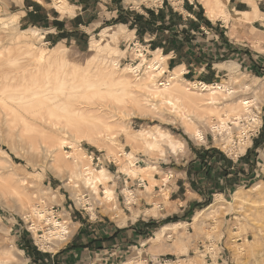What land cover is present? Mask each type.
Wrapping results in <instances>:
<instances>
[{
    "label": "rangeland",
    "instance_id": "obj_1",
    "mask_svg": "<svg viewBox=\"0 0 264 264\" xmlns=\"http://www.w3.org/2000/svg\"><path fill=\"white\" fill-rule=\"evenodd\" d=\"M67 1L73 7L74 15L60 13L53 0H43V2L0 0V18L15 19V29L12 31H17L22 36V30L31 28L36 29L37 34H40L27 36L26 39L30 41L20 44H16L14 39L3 37L0 40V56H2L0 63L5 59L3 56L9 58L14 54L19 55L16 57L20 58V63L17 62L16 65L11 66L5 61L3 65L1 64L0 71L20 67H28L31 70L32 65L45 63V60L49 58L52 62L53 48L62 45L64 52L66 51L65 58L72 65L85 67L95 56L112 57L120 65L115 75L123 74L134 80L136 76L133 72L123 71L124 68L133 66L129 63V59L124 58L130 55L135 57V49L140 48V45L137 44L135 48H131L133 45L129 46V42L133 41L132 33L134 32H130L127 26L117 21L116 0ZM133 2L119 0L118 4L124 6L128 13L135 9L142 11L144 6L159 4V1L156 3ZM173 2L178 5L182 0H173ZM32 6L34 9L41 10V14L36 15L39 18H36L33 11L29 10ZM225 7L222 11L224 16H226ZM22 11H26L27 16H22ZM50 13L59 19L52 21L53 26L63 27L70 32L60 33L58 27L44 28L43 21L49 17ZM81 19L86 22V24L83 23L85 25L83 27L79 25ZM111 27L117 31L121 30V35L115 40L111 39V46L98 47L106 43L102 41V33ZM198 41L202 43L201 38ZM133 42H137V39ZM21 51L22 53L16 54ZM151 51L148 56L146 55L147 66L153 58ZM181 68L184 67L170 70L169 79L173 70ZM164 70H168V67L165 66ZM247 73L245 70H230L226 76L219 78L218 82L233 90L235 99H255L254 106L251 105L252 112L243 116L246 118L241 120L240 128L230 123L234 126L233 129L235 128L232 130L233 139L229 138L227 131L224 135H216L210 130L211 123H220L232 116V105L216 109L213 105H206L217 111L214 114L207 113L206 106L195 111L189 109L188 113L194 120V117L200 116V120L192 122L187 117L183 118L182 113H170L168 105H157L155 109L145 102L139 104L141 106H135L137 104L131 101L124 104L117 103L115 105L121 106L112 122V132L110 131L115 139L100 138L91 141L81 132L82 139L77 147L66 144L67 146L59 147L54 152L50 151L54 145L46 149L48 142L40 134V129L20 132L18 136L11 125L3 123L1 125L3 129L0 128V155L5 160L0 159V166H12L15 179L13 186L16 188L12 189L11 182L7 181L6 186L0 187V264H47L50 254L53 255V261L55 259L54 264H106L102 260L91 263L90 258L85 255L87 251H84L81 256V244L85 245L88 240L94 239L92 236H98L103 227L126 230L133 226H138L141 237H132L129 240L128 246H131V249L128 246L121 249L123 253L120 254L122 256L119 257V264H148V262L154 264V261L156 263L161 258L170 259L169 264H210L212 262L217 264L218 260H223L221 264H264V174L256 177L258 175L256 170L259 169L257 166L252 167L251 164H247L248 170L243 172L244 178H232L227 182V186L215 192V194L224 193L225 195H212L213 191L206 188V201L193 203L184 212L170 213L163 218L159 216L172 210L165 209L160 212L158 207L161 202L170 205L168 201L170 184H168V176L162 172L163 168L183 167L182 163L189 161L190 156L193 155L192 151L201 145H211L226 153L228 157L237 158L244 153V149L245 151L248 149L258 135L255 130L261 124V116L264 113V79H258ZM243 80L249 84L248 88H245ZM176 81L177 79H171L170 85H176ZM179 83L190 87V92L198 97L207 96L208 89L202 91L195 88L197 86L195 81L188 83L180 80ZM222 94L226 95L225 92ZM64 98L74 103L85 100L83 96L68 95ZM109 101L104 100L106 103ZM110 102L112 105V100ZM236 106L240 107V113L245 114L241 105ZM165 110L166 112H162ZM2 117L0 113V122ZM155 125L171 132L181 140L182 148L173 153L164 142L155 148L146 146L145 138L139 135V131ZM195 129H200L204 141L198 138L199 136L192 135ZM67 139L70 140V138ZM254 145L255 143L253 147ZM91 153L100 157L99 163L96 160L92 162L89 157ZM57 154L62 156L66 166L62 168L52 166L54 163L50 160ZM107 159H114L115 162H109ZM152 166L157 168L154 169ZM131 169L137 173L132 172ZM71 170L77 173L86 170L94 173L95 176L107 174L109 178L98 182L96 190H93L91 187H86L81 178L73 177ZM164 183H167V187L163 186ZM193 184L195 188V183ZM107 188L111 189L113 194H107ZM28 189L32 192L31 199L27 195ZM76 193H81L80 197H77ZM157 195L161 198H156ZM203 203L206 204L203 206ZM33 206L45 209L48 214L46 211L43 213H46L49 218H58L73 231L67 235V241L58 251L54 252L48 247L52 243L43 236L44 228L48 227L46 220L39 219L37 213L32 211ZM177 209L175 207L174 211H178ZM172 223L180 224L176 227H168L167 232L156 236L163 227L170 226ZM134 239L139 240L134 241ZM72 249L74 253H70Z\"/></svg>",
    "mask_w": 264,
    "mask_h": 264
},
{
    "label": "bare ground",
    "instance_id": "obj_2",
    "mask_svg": "<svg viewBox=\"0 0 264 264\" xmlns=\"http://www.w3.org/2000/svg\"><path fill=\"white\" fill-rule=\"evenodd\" d=\"M39 1L43 2V0ZM53 1L60 13H74L73 7L68 3L67 0ZM127 1H129V3L130 1H134L136 3L144 1L145 3H156L159 1L160 3L162 0ZM201 1L205 4L209 15L213 19L223 11V7L226 6L227 2L224 0ZM242 16L249 19L248 13H244ZM15 24V19L0 18V40H2L3 37H9L16 40V44H20L24 43L25 41H30L26 39L27 36L32 37L38 35V31L36 29L29 28L22 31L20 30L21 33L25 35L21 36L19 32L12 31L15 29ZM121 33V30L117 31L112 27L104 30L102 33L103 40H101L106 43L100 44L98 47L111 46V39L114 38L113 40H115V38L121 35ZM59 46L54 47L52 50V62H50L49 58V60H45V63L40 64L38 62L39 64L32 65L31 70H29L28 67V69L25 67H20L16 69L14 68L15 70L9 69L4 72L0 71V113L3 115L1 121L2 123L0 122V128H2L1 125H3V123L6 125L9 124L12 126L13 130H15V133L17 132L16 134H18V136H20V132L25 133L40 129V134L44 136L48 142L46 149L48 150V148L54 145V147L50 149V151L53 152L57 151L59 147H63L66 144H69L70 147H77V145H79L81 142L80 140L82 139L81 132L84 133L86 138L91 141L100 138L115 139L110 131L113 127L112 122L114 118H116L119 112L118 110H120L119 106L121 105H115L117 103L124 104L128 101H131L134 104H137L135 106H141L139 104L145 102L149 103V106L151 105L155 107V109L157 108V105H168L170 108V113H182L183 118L187 117L192 122H195L197 119L200 120V116L198 115V117H194V120L193 117H190L191 114L188 113L189 109H193L195 111L206 105H213L215 109L226 105H232L231 112L233 113L231 117L228 116V119L222 120L220 123L210 124V130L215 132L216 135H224V132L227 131L229 138H232V130L235 129H233V127L235 126L240 128L241 120L246 118L243 116H246L247 113L252 112L251 105L254 106L255 104V99H235L233 95L234 91L230 90V88H226V86L222 85L221 83L208 84L206 86L208 89L206 97L196 96L190 92V87H186L179 83L180 80H185L182 75L185 68L173 70L171 79H177L176 85H159L154 79L155 74L153 71L156 68L160 73H162L165 66H167V56L162 54L160 50L151 51L153 58L151 59L150 64L147 66L146 73H149L148 76H144L143 78L136 77L134 80H132L123 74L120 76L115 75L116 70L120 68V65L119 62L112 57L108 58L95 56L88 61L85 67L75 66L65 58L66 56L64 53L66 51L64 52V48H62L63 46ZM13 51L15 52V50ZM10 53L12 54L11 51ZM20 53H22V51L16 54ZM135 53L136 56L141 55L142 57L141 63L139 65L148 61L141 48H136ZM16 56L19 55L14 54L9 58L3 56L5 59L2 58L3 61L0 63V66L1 64L3 65L5 61L11 66L16 65L17 62L20 61V58ZM47 56L50 57L49 54ZM231 69L233 68L231 67ZM123 71H130L134 73L135 68L134 66H128L124 68ZM187 82L194 83L190 81ZM242 83H244L245 88L249 87V84L245 80H243ZM223 92H225L226 95L222 94ZM220 94H222L221 97ZM68 95L80 97L83 96L85 100H78L77 103L68 102L66 101L67 99L64 98ZM104 100H112V105L110 104V101L109 103H106ZM236 105H241L244 108L245 114L240 113V107ZM146 106H148V104H146ZM208 107L207 113L214 114L217 112L215 109H212V107ZM162 112H166V110ZM231 122L234 124V126L230 125ZM189 131L191 130L189 129ZM78 135L80 137H78ZM139 135L145 138L146 146L149 148L158 147L161 142H164L168 145L170 151L174 153L183 146V142L176 138L171 132L162 130L156 125L152 128L139 131ZM192 135L199 136L198 138L200 139L203 138L200 129H195V132ZM67 138H70V140ZM2 158L3 156L0 155V159L4 161L5 159ZM50 161L54 163L52 166L55 168H62L63 166H66L62 156L59 154L52 156ZM11 167L12 166L5 165L0 166V187L6 186L5 182L7 181L11 182L12 189L16 188L13 186L15 179L13 178L14 172H12ZM152 168L155 169L157 167L152 166ZM131 171L137 173L133 169H131ZM71 175L73 177L81 178L84 181L83 183L85 186L89 188L91 187L93 190H96L98 182L109 178L107 174H104V176H95L94 173L87 172L86 170L81 171V173L71 170ZM74 187H76V185H74ZM29 190L30 189H28V191ZM106 192L107 194H113V191L109 188L106 189ZM27 195L28 198L31 199L30 195H32V192L29 191ZM80 195L81 193H76L77 197H80ZM22 200L23 199H21V201ZM32 211L37 213L40 220H46V225L48 227H43L45 230V234H43V236L45 239L50 240V243H52V245L48 247H50V249L54 252L58 251L67 241V235L71 234L73 231L61 223L59 219H55L53 217L49 218V216H47L48 212L45 209H41V207L38 209L37 207L33 206ZM44 211H46L47 214L43 213ZM179 224L180 223H172L170 226L168 225L163 227L159 233H156V236L162 234L165 231L167 232V230H169L168 227H176ZM34 229H36V227H34ZM45 243L43 244L44 246Z\"/></svg>",
    "mask_w": 264,
    "mask_h": 264
},
{
    "label": "crops",
    "instance_id": "obj_3",
    "mask_svg": "<svg viewBox=\"0 0 264 264\" xmlns=\"http://www.w3.org/2000/svg\"><path fill=\"white\" fill-rule=\"evenodd\" d=\"M118 1H115L118 12L116 18L121 16L127 21L122 22L121 25L127 26L130 32H134L133 41L137 39L149 51L160 50L167 56V75L170 70L183 66L185 68L183 78L190 82L201 80L207 84L218 83L219 78L226 76L230 70H245L248 75L264 79V0H227L226 16L221 12L214 19L208 15V9L201 0H182L178 5H175L173 0H162L159 4L144 6L142 11L135 9L130 13L124 6L118 4ZM29 10L39 18L36 15L41 14V10L34 9L33 6ZM22 13V16H27L26 11ZM244 13L249 14V19L242 16ZM48 16L43 21L44 28L58 27L53 26L52 23L53 20H59L58 17L52 16L51 13ZM83 23L86 24L81 19L79 25L85 26ZM61 28L63 27H58L60 33L70 32ZM199 38L202 43H199ZM260 125L258 135L239 158L228 157L211 145H201L192 151L193 155L190 156L189 161L182 163L183 167L163 168L162 172L168 176V184H170L168 196L170 205L161 202L158 207L160 212L165 209L166 211L171 209L172 212H164L159 217L164 218L170 213L184 212L191 204L202 202L207 196V189L213 191L212 195H225L215 192L227 186V182L232 178H244L243 172L248 170L247 164H251L252 167L257 166L258 175H255L262 176L264 174V113ZM253 143H255L254 147ZM189 153L188 151L187 154ZM163 186L167 187V183ZM159 196L157 195L156 198ZM175 207L178 211H174ZM157 216L153 218L159 219ZM138 231V226L126 230L103 227L98 236L94 235L92 236L94 239L88 240L85 245L81 244L83 248L80 247V255L87 251L85 255L90 258L91 263L102 260L106 264H119V257L122 256L120 254L123 253L121 249L128 246L132 237H141ZM138 240L134 239V241ZM128 247L131 249V246ZM70 253H74V250H70ZM106 255L108 256L104 257ZM48 259L47 264H54L55 259L53 261L52 254ZM222 261L218 260L217 264H221Z\"/></svg>",
    "mask_w": 264,
    "mask_h": 264
},
{
    "label": "built area",
    "instance_id": "obj_4",
    "mask_svg": "<svg viewBox=\"0 0 264 264\" xmlns=\"http://www.w3.org/2000/svg\"><path fill=\"white\" fill-rule=\"evenodd\" d=\"M137 44L140 45V48L142 49V52L145 54V55H149L150 51L143 45H141L138 41L137 42H133V41H130L129 42V46L133 45L131 48H135L137 46ZM132 54V53H131ZM125 60L129 59V63L131 65L134 66L135 68V72H134V75L138 78H143L144 76L147 75L146 73V66H147V62H144L142 63L141 65H139L141 63V60H142V57L141 55L140 56H135V57H132L131 55L129 57H126L124 58ZM153 73L155 74L154 75V79L155 81L159 84V85H162L164 86V84H167V85H170L171 83V78L169 79V75H167V71L164 70L162 73L159 72L158 69H154ZM197 86L195 88H199L200 90L202 91H206L207 89V83H205L204 81H195ZM261 129V125H259L257 127V129L255 130V133H259ZM202 141H204V136L203 138L201 139ZM226 154V153H225ZM121 155V154H120ZM241 155H238L237 158H239ZM89 157L92 159V162H94L95 160L97 161V163L100 162V157H97V156H94L93 153H91L89 155ZM107 161L109 162H115L114 159H107ZM86 167V166H85ZM139 182H142L140 180H138ZM54 209V208H53ZM57 211V209L55 210ZM58 219V218H57ZM169 260L168 258H161V259H158L155 263L154 261V264H169ZM146 261L148 262V260L146 259Z\"/></svg>",
    "mask_w": 264,
    "mask_h": 264
},
{
    "label": "trees",
    "instance_id": "obj_5",
    "mask_svg": "<svg viewBox=\"0 0 264 264\" xmlns=\"http://www.w3.org/2000/svg\"><path fill=\"white\" fill-rule=\"evenodd\" d=\"M151 12V11H150ZM160 13V12H159ZM117 21H121V22H127L126 20H124L121 16H119L118 18H117ZM136 21H137V19H136ZM206 203H203L202 205L204 206Z\"/></svg>",
    "mask_w": 264,
    "mask_h": 264
}]
</instances>
